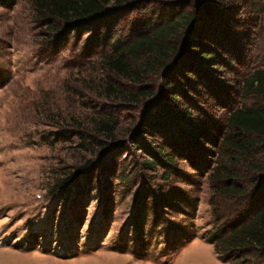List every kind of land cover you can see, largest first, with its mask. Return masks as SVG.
I'll use <instances>...</instances> for the list:
<instances>
[{
    "label": "rangeland",
    "instance_id": "obj_1",
    "mask_svg": "<svg viewBox=\"0 0 264 264\" xmlns=\"http://www.w3.org/2000/svg\"><path fill=\"white\" fill-rule=\"evenodd\" d=\"M214 6L209 16L198 0H136L98 32L74 31L63 47L38 21L33 0L0 6V264H228L207 241L214 210L241 201L221 195L220 169L236 173L233 185L255 177L250 195L264 197V143L237 153L236 163L223 141L237 136L231 111L264 104L243 87L264 67V0ZM185 12L203 17L168 38L180 51L169 53L168 67L155 62L143 83L108 67L113 36L132 42ZM196 37L214 43L221 61L213 80L190 83L184 73ZM168 82L192 99L189 121L166 106ZM108 83L157 95L132 103ZM103 120L114 123L111 140L95 130ZM163 147L176 155L169 175L167 166L146 164Z\"/></svg>",
    "mask_w": 264,
    "mask_h": 264
},
{
    "label": "trees",
    "instance_id": "obj_2",
    "mask_svg": "<svg viewBox=\"0 0 264 264\" xmlns=\"http://www.w3.org/2000/svg\"><path fill=\"white\" fill-rule=\"evenodd\" d=\"M135 1L33 0V5L38 13V21H41L48 28L47 32L49 34H53L54 37L59 35L57 38H60L55 42L60 45L67 43V38L74 36V31L82 32L94 28L98 32L103 21H110L112 16L118 14L122 8L127 9ZM216 1L218 0H198L204 14L209 16L216 12V6H214ZM16 3L17 0H0V6L7 8L15 6ZM202 17L201 14L185 12L171 22L157 27L150 35L140 36L132 42L121 41L119 37L113 36L112 50L106 55L108 67L122 76L143 83L141 76L145 73L146 68L159 67V69H164L170 64V61L165 60L167 58L170 60L169 53L180 54L179 49H175L167 43L168 38L179 30H191L197 27ZM64 36L67 37L64 38ZM193 42L197 47H193L188 52L192 59L191 67L192 70H195L194 67L198 66L200 68L199 73H203V75L198 76L192 70L186 71L184 73L186 81L193 83L195 82L194 78H198L201 82L202 78L213 80L217 76L213 75L214 68L220 67L221 61L215 44L199 37H196ZM146 52L153 54V61L142 58ZM161 60H163L161 65L159 63L158 67L153 66L155 62ZM145 61L150 62L145 63ZM107 86L110 93L122 94L125 96L124 99L132 103L140 104L146 101L149 96L155 97L157 95L155 92L149 93L142 88L133 92L115 88L112 83H108ZM243 87L246 96L259 94L264 97V67L258 68L249 74L244 79ZM166 88L169 92L172 91V95L164 94L163 96L162 94L161 96H168L166 101L169 103L166 102L165 104L173 108L171 115L189 121L187 119L189 115L187 114L191 113L192 99L184 94V91L181 95L172 83L168 82ZM193 88L192 85H187L184 90H192ZM227 124L229 132L236 134L237 138H226L225 136L223 138L226 145L225 149L234 151L230 155L231 162L237 163L239 161L235 160L239 157V153H249L264 143V104L258 107L234 109L227 118ZM95 130L98 131V135L105 134L106 138L110 140L116 135L113 121L103 120L96 125ZM194 137L193 140L197 142L198 136L195 135ZM104 147V150L111 148L110 146ZM154 155L153 159L146 161L147 165L151 167L167 166V174L173 173L170 169H175L173 166L176 155L171 150L168 151L164 147L159 148L154 151ZM260 168L263 172L264 167ZM220 170L227 177L223 180L224 185L221 188V195L241 197V201L234 210L221 211L218 208L214 210L215 221L213 228L208 232L207 241L214 246L218 258L225 263L264 264V197L261 200L255 199L249 191L250 187L258 181L254 177V179L251 178L252 180L248 185H233L229 182L238 178L236 173H230L224 169ZM62 181L64 182V180ZM64 184L62 183L59 186H64Z\"/></svg>",
    "mask_w": 264,
    "mask_h": 264
}]
</instances>
